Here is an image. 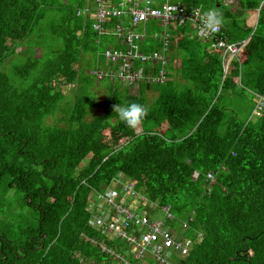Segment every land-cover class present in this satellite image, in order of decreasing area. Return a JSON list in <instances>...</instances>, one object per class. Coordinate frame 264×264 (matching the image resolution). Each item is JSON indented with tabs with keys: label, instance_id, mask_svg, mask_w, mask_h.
<instances>
[{
	"label": "trees",
	"instance_id": "trees-1",
	"mask_svg": "<svg viewBox=\"0 0 264 264\" xmlns=\"http://www.w3.org/2000/svg\"><path fill=\"white\" fill-rule=\"evenodd\" d=\"M91 1L0 0V183L32 213L0 231V264H141L108 228L115 211L99 205L113 181L115 201L191 242L166 263L144 264H264V0H169L222 13L219 38L236 47L225 57L187 24L176 27L178 64L169 68L177 75L153 97L142 84L132 94L118 79L96 80L99 67L81 61L83 52L101 61L113 43L76 12L92 11ZM144 23L141 51L161 26ZM22 44L26 51L15 53ZM98 85L104 104L87 119ZM243 91L252 103L240 117L232 101ZM133 102L148 108L136 129L113 111ZM124 185L132 193L123 197Z\"/></svg>",
	"mask_w": 264,
	"mask_h": 264
},
{
	"label": "built area",
	"instance_id": "built-area-1",
	"mask_svg": "<svg viewBox=\"0 0 264 264\" xmlns=\"http://www.w3.org/2000/svg\"><path fill=\"white\" fill-rule=\"evenodd\" d=\"M92 11L85 7L76 12L84 15L89 14V27L98 35L111 36L113 43L106 45L102 52V62L108 65L93 68L92 73L96 80L118 79L128 87L139 84H150L162 82L165 78V71L162 67H155L157 63H164V52L169 47L168 30L165 29L160 37L161 50H151L149 53L139 50V43L143 33L138 31V26L150 19H157L162 28L168 26L176 27L186 25L194 29L195 34L203 41H209L211 47L221 48L223 55L233 54L236 44L225 43L219 38L218 32L214 34H200V16L210 10H198L192 6L185 8L179 2L164 0L156 3L154 0H92ZM153 36L157 34L153 33ZM260 104L257 99L255 114H258L256 106ZM196 173H193L195 176ZM128 194L132 193L130 185L121 187ZM107 198V196H105ZM110 207L115 211L116 217L109 224L111 229L119 237L126 239L129 244V252L134 257H141L150 246L154 244L155 259L160 263H166V255L162 253L161 246L171 248L180 254L187 252L188 240L186 243L172 238L168 226L161 224L158 219L148 218L142 214L135 213L113 199V194L108 195ZM108 203V204H109ZM114 205H112V204ZM169 216L168 213H166ZM135 229L136 234L132 233ZM160 241V245L155 244ZM125 264H133L127 262Z\"/></svg>",
	"mask_w": 264,
	"mask_h": 264
},
{
	"label": "rangeland",
	"instance_id": "rangeland-1",
	"mask_svg": "<svg viewBox=\"0 0 264 264\" xmlns=\"http://www.w3.org/2000/svg\"><path fill=\"white\" fill-rule=\"evenodd\" d=\"M231 1L232 0H224L225 3H230ZM232 8L233 7H231V9ZM26 48L27 47H25V45L22 44L21 46L20 45L17 46L15 48L14 52L15 53L25 52ZM33 50H34V54H36V55H38L40 53V49L37 46H34ZM15 53H13V56H10V57H13L12 59L15 58L14 57L16 55ZM225 57H229V53ZM80 59L84 63L86 68L92 66L93 64L97 67H104V66L108 65L105 62H101L102 60L101 61L94 60L92 55L88 52H85V53L83 52L81 54ZM177 60H178V57L176 58L175 63ZM9 65L11 67L12 64L8 63L6 65V70L11 69L9 67ZM54 83H56L55 85L57 87L62 88L61 89L62 91H69L71 88H73V86H70V85H61L60 82L54 81ZM124 84L126 86H128V84H126V83H124ZM137 89L138 88H136L135 86L128 87L129 92L132 94L133 93L135 94ZM79 90H80V88H79ZM93 90L95 91V96H94L95 99L93 101L94 104H92V106L90 108V113H91L90 116L89 115L86 116L87 119L90 118L92 114L100 113L102 110L103 104H104V101H103L104 100L103 99L104 88L101 85L100 86L98 85V86L93 87ZM148 101H150V98H148ZM232 103H233L234 112L237 115H240V117H242L249 111L250 105L252 103V97L250 96V94L247 91H243L242 98L235 99L234 101H232ZM56 110L57 109H55V111H54L55 113L57 112ZM113 185H117L115 181H113V183L106 188L105 193L107 194V198L106 197L101 198V200L99 201V205L102 204V202H104V201L109 203L108 195H109V193H110V195L113 194V190H111ZM122 195L124 197V195H126V193H123ZM113 199L115 200L116 198H113ZM20 203H21V193L13 187H10V188L6 187L5 184L1 182L0 183V231L4 227H8L11 224H13L12 227L16 226V225H20V221H19V219H16V217L20 218L23 216H28V215L31 216L32 215L31 210L26 208V207H22ZM112 205H114V204H112ZM98 206L95 205V207H93L92 204L89 203L87 205V208L90 209L93 207V209L95 210ZM121 206H123V205H121ZM134 206H135V201H131L129 203V207L131 209H133ZM108 207L110 208V203L108 204ZM124 207L128 209L127 206H124ZM140 214L145 216L144 213H140ZM182 226L184 227V225L181 224V227L177 231L178 233H180L179 231L182 228ZM131 256H133V255H131ZM101 261L105 262L106 260L104 259Z\"/></svg>",
	"mask_w": 264,
	"mask_h": 264
},
{
	"label": "clouds",
	"instance_id": "clouds-1",
	"mask_svg": "<svg viewBox=\"0 0 264 264\" xmlns=\"http://www.w3.org/2000/svg\"><path fill=\"white\" fill-rule=\"evenodd\" d=\"M199 19L201 23L200 34L202 35L217 33L224 25L223 14L214 9L204 12ZM113 111L116 112L119 121L123 122L130 129H136L142 123L144 117L148 114V108L145 105L135 102L130 103L127 106H121L119 104L113 105ZM137 213L140 214L139 212ZM171 236L173 239L180 242L187 240L175 238L172 234ZM158 242L159 244L161 243L160 241H157L155 244H158ZM152 247L154 248V244ZM149 251L151 250L149 249Z\"/></svg>",
	"mask_w": 264,
	"mask_h": 264
},
{
	"label": "crops",
	"instance_id": "crops-1",
	"mask_svg": "<svg viewBox=\"0 0 264 264\" xmlns=\"http://www.w3.org/2000/svg\"><path fill=\"white\" fill-rule=\"evenodd\" d=\"M164 0H155L154 2H156V3H161V2H163ZM169 1V0H168ZM144 24H146V23H144ZM171 28H173V27H170V26H168V27H166V28H162L161 26H159V27H157L156 29H151L152 31L151 32H148L147 34H146V36H149L150 38H152L155 42H154V45H152L150 48H148V50H146V51H143V52H146V53H149L151 50H161V39H160V37H161V35H162V33H163V31L165 30V29H167L168 30V33L170 34V36H169V47H168V49H167V51H165L164 52V63H162V65L160 66V63H157L156 65H155V67H162V69L165 71V78L168 76V75H171V76H176L177 74L176 73H173L172 71L173 70H170V68H169V65L170 64H175V60H173V58L171 59V57H172V40H173V38H174V34H173V30H171ZM150 31V30H149ZM153 33H155V34H157V36H153ZM177 64H178V60H177ZM164 78V79H165ZM164 79L162 80V82H164ZM162 82H156V83H150V84H142L143 85V92H145V96H147V95H149V94H151V96L153 97L156 93H157V90L154 88L155 86H157V85H160ZM141 86V85H140ZM152 86V87H151ZM136 88H138V87H136ZM137 91H138V89H137ZM136 91V92H137ZM101 208L98 206L97 208H96V210H100ZM91 218H93V217H91ZM89 221H92L91 223H93V222H96L95 220H89ZM187 241H183V243H186ZM127 243V242H126ZM128 244V243H127ZM158 244H159V242H158ZM190 244H191V242L190 241H188V245H187V249H188V247L190 246ZM160 245V244H159ZM161 246V245H160ZM101 249L103 248V245H101V247H100ZM151 251H147L145 254H143L142 256H141V259L140 260H142V262H141V264H144L145 262H146V259H151L152 260V262L153 263H160L158 260H156L155 259V255L153 254V251H154V248L152 247V246H150V248H149ZM161 250H162V253L164 254V255H166V259L170 256V254H171V252L173 253V251H175V250H172V249H170V248H164V247H162L161 246ZM120 251H123L121 248H120ZM125 252V251H124ZM179 253V252H178ZM121 254V253H120ZM180 254V253H179ZM180 255H183V253L182 254H180ZM131 257H134V256H131ZM145 257V258H144ZM140 258V257H139ZM138 261H139V259H137Z\"/></svg>",
	"mask_w": 264,
	"mask_h": 264
}]
</instances>
